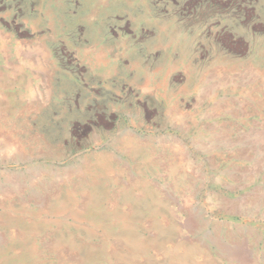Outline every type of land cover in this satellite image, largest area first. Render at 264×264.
I'll list each match as a JSON object with an SVG mask.
<instances>
[{
    "label": "rangeland",
    "instance_id": "374dc122",
    "mask_svg": "<svg viewBox=\"0 0 264 264\" xmlns=\"http://www.w3.org/2000/svg\"><path fill=\"white\" fill-rule=\"evenodd\" d=\"M206 237L264 264V0H0V264Z\"/></svg>",
    "mask_w": 264,
    "mask_h": 264
},
{
    "label": "crops",
    "instance_id": "0c3cea01",
    "mask_svg": "<svg viewBox=\"0 0 264 264\" xmlns=\"http://www.w3.org/2000/svg\"><path fill=\"white\" fill-rule=\"evenodd\" d=\"M202 238V237H200ZM191 243H195L196 246L201 247V249H203L205 255L202 256L201 258H197L191 261H185L183 257H181V252L179 254H177L178 258H177V262L176 264H204L206 262H214L216 263L217 261V256L215 255V251H214V247L215 245H213L212 242L209 241V237H206V239L204 240H192V242L188 243L189 246L193 245ZM181 249L182 251V246H178V251Z\"/></svg>",
    "mask_w": 264,
    "mask_h": 264
}]
</instances>
